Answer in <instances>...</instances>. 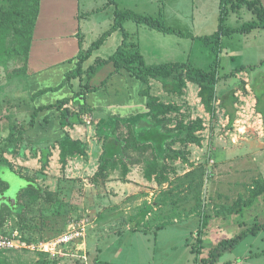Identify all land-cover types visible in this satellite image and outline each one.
<instances>
[{"label": "rangeland", "instance_id": "rangeland-1", "mask_svg": "<svg viewBox=\"0 0 264 264\" xmlns=\"http://www.w3.org/2000/svg\"><path fill=\"white\" fill-rule=\"evenodd\" d=\"M218 2L118 0L120 5L116 3L109 11L112 18L117 9L125 7L153 17L163 12L168 26L195 37L164 36L145 25L127 22L143 27L137 40L146 64L159 66L167 61L154 54H164L162 39L167 37L182 49L187 47V62L193 66L217 70L221 77L217 92L237 90L232 126L219 101L214 113L206 111L195 85L183 96L163 98L160 102L172 107L169 127L184 125V137L194 131L200 144L179 142L170 158L156 162L158 165L152 149H136L130 130L122 126L120 136L130 143L127 156L106 167L96 159L74 158L66 165L50 159L43 168L36 161L34 143L26 141L29 132L24 142L9 149V127L21 130L32 111L21 64L0 58V154L12 170L31 178L44 191L26 190L20 206L0 218L1 228L18 232L28 244L0 252V264H84L70 256L52 259L30 248L61 237L71 224L84 226L83 247L89 264H95L98 257L109 264H264V230L245 236L234 246H219L257 223L264 224V117L256 111L254 91L255 86L264 88V28L222 36L219 51L214 52V45L201 37L212 36L219 29ZM180 12L182 21L175 17ZM255 18L248 9L231 12L223 28H238ZM241 68L246 70L237 72ZM96 118L101 124L106 122L104 116ZM198 120L200 131L194 127ZM56 143L55 139L44 142L51 157ZM127 183L141 184L142 190H123ZM73 248L63 249L70 252Z\"/></svg>", "mask_w": 264, "mask_h": 264}, {"label": "crops", "instance_id": "crops-1", "mask_svg": "<svg viewBox=\"0 0 264 264\" xmlns=\"http://www.w3.org/2000/svg\"><path fill=\"white\" fill-rule=\"evenodd\" d=\"M260 2L264 7V0H260ZM116 3L118 0H41L39 19L27 63V72L24 74L29 97L27 103L32 111L34 108L45 109L55 106L61 101L70 100L65 108L80 114L83 121V124L66 125L63 128L60 123L61 112L57 109H45L38 114L36 126L33 130L28 131L26 141L34 143L33 147L38 152L37 155H34L36 161H40L41 164V150L48 148L44 142L47 143L53 139L57 143L53 156H50L49 160L60 161L59 141L65 136H69L75 141H81L87 147L86 157L81 155L68 157L67 162L74 158L75 160L82 158L86 162L96 159V161L101 162L104 153V139L99 136L101 127L109 126L118 120L129 121L131 117L148 113V102L144 91L150 90L151 96L160 100L166 96H173V94L164 91L161 82L150 79L148 83H145L133 77L126 69L116 71L113 63L99 66L90 76L86 73L82 77L67 81V76L78 69L80 54L87 53L92 45L108 32L110 34L104 44L99 49L94 50L84 62L83 71H88L99 59L109 60L123 44L125 32L131 36L133 42L139 45L146 63L143 46L137 40L139 28L143 27L130 25L127 21L124 23L123 29H113L115 17L112 18L109 11ZM218 3L220 17L221 0ZM121 5H124L123 2ZM125 9L129 8L125 7L121 11ZM202 13L203 11H200L199 15L202 16ZM179 14L175 17H179V20L182 21L184 18H182L181 12ZM169 27L173 28V26ZM173 29L183 32L178 28ZM185 34L193 35L191 33ZM164 36L178 35L164 34ZM193 36L195 37V35ZM162 41H165L164 54L160 56L159 52L155 51V56L166 59L165 63H189L187 62V47L182 49L180 43L167 39V37ZM86 85L93 91L89 92L85 99L83 96L74 98L75 93H79ZM190 85L194 84L188 83L187 88ZM230 90L223 88L218 93L224 95ZM199 91L200 88L198 87ZM255 104L257 105V100ZM97 115L106 117V122L101 124L96 118ZM94 139L97 142H94ZM122 186L123 190L128 187L142 190V185L137 183H127ZM100 259L101 257H98L95 264H109Z\"/></svg>", "mask_w": 264, "mask_h": 264}, {"label": "trees", "instance_id": "trees-1", "mask_svg": "<svg viewBox=\"0 0 264 264\" xmlns=\"http://www.w3.org/2000/svg\"><path fill=\"white\" fill-rule=\"evenodd\" d=\"M41 7V0H0V58L6 61L15 60L21 64L20 72L26 74L27 63L29 60L31 45L34 38L35 28L39 19ZM219 29L212 36H204L201 39L205 43H212L214 45V52L218 53L221 38L225 35H230L235 32L251 33L256 29L264 28V7L260 0H221L220 4ZM242 9H248L256 17L249 23L243 24L238 28L224 29L223 25L231 12H239ZM127 21H133L138 25H145L151 30L160 32L162 34H173L183 37H194L190 34H185L180 30L169 27L165 22L163 12H160L158 17L143 15L132 10H116L115 23L113 29H123V25ZM110 32L103 35L97 42H95L87 53H81L79 56L78 69L67 76V81L72 78L82 77L84 74L90 76L96 69L107 63H113L116 71L126 69L131 75L145 83L150 79L161 82L164 91L168 94L183 96L188 83L197 85L200 88L199 97L206 111L214 113L215 102L219 101L222 109L226 110L230 126H232L236 119L237 109L236 103L239 97L236 95L237 90H230L224 95L217 92L218 82L221 80L216 69L205 71L202 68L195 67L189 63H165L159 66H148L145 63L144 57L141 53L140 47L137 43L131 40V36L125 32V40L117 52L109 60H97L96 64L88 71H83V64L94 50L99 49ZM245 68L239 69L237 72L245 71ZM256 70V68L254 69ZM229 76H233L232 74ZM93 91L88 85L85 86L79 93H75V97H87L89 92ZM255 97L257 100L256 111L264 117V88L258 89L254 87ZM148 102V113L139 116L131 117L129 121H115L109 126L101 127L99 136L104 139V153L101 159L102 167H106L112 163L115 165L117 161H123L126 158V151L130 146L128 139L121 138L120 128L124 127L130 130L132 137L131 144H135L136 149H152V153L156 162H165L173 152V146L177 143H196L200 144V139L193 137V132L190 131L186 137L184 133L187 132V127L184 125L170 128V120L168 114L172 111V107L162 104L159 98L153 97L150 90L144 91ZM70 100L59 102L55 106H50L45 109L55 108L61 112L60 123L61 127L74 126L75 124H83L80 114L73 113L70 109L65 108ZM34 108L30 121L22 125L21 130L16 126L11 125L9 133V149L18 144L20 141L24 142L26 132L33 130L36 126L38 114L45 110ZM194 127L196 131L202 129L200 120L195 122ZM195 131V132H196ZM187 134V133H186ZM60 146V163L67 164L68 157L76 155L87 156V147L81 141H75L69 136H65L59 141ZM6 148V147H5ZM3 148L2 152H6ZM34 154L37 155V149H34ZM42 165L46 168L49 164V157L51 150L43 148L41 150ZM0 163L10 166L9 161L0 154ZM124 164V162H122ZM156 165H158L156 163ZM150 180V178H148ZM34 191L44 193L41 187L34 183L31 186ZM247 206L250 203H245ZM0 229H3L0 227ZM264 230V224L257 223L254 227L242 232L238 236L227 239L219 244L220 247L234 246L238 244L245 236L257 231ZM214 255L213 251L211 252Z\"/></svg>", "mask_w": 264, "mask_h": 264}, {"label": "built area", "instance_id": "built-area-1", "mask_svg": "<svg viewBox=\"0 0 264 264\" xmlns=\"http://www.w3.org/2000/svg\"><path fill=\"white\" fill-rule=\"evenodd\" d=\"M255 106H257L255 104ZM237 109V108H236ZM263 117L261 114H259ZM90 123V120H88ZM85 224V223H84ZM69 231L62 235L61 237L43 243L40 247L30 246L33 250L39 249L51 256L52 259L61 258L63 256H70L78 258L79 261L84 264H89V259L87 252L83 247L84 240V226H78L71 224L69 225ZM27 243L22 241V237L18 232L4 231L0 229V252H6L11 250H17L27 247ZM72 245L74 248L70 252H65L68 247ZM65 248L66 250L64 251Z\"/></svg>", "mask_w": 264, "mask_h": 264}, {"label": "water", "instance_id": "water-1", "mask_svg": "<svg viewBox=\"0 0 264 264\" xmlns=\"http://www.w3.org/2000/svg\"><path fill=\"white\" fill-rule=\"evenodd\" d=\"M0 179L10 185V190L4 195H0V205L3 203H10L14 206L16 204L18 192L26 188L29 182L22 179L10 169L0 171Z\"/></svg>", "mask_w": 264, "mask_h": 264}, {"label": "flooded vegetation", "instance_id": "flooded-vegetation-1", "mask_svg": "<svg viewBox=\"0 0 264 264\" xmlns=\"http://www.w3.org/2000/svg\"><path fill=\"white\" fill-rule=\"evenodd\" d=\"M7 169H10L15 174L20 176L22 179L27 180L29 182V185L26 188H23L18 192L16 204L14 206H12L10 203H3L0 205V218L4 215V213L6 211H14L16 208H18L21 204V196L23 195V193L26 190L33 189L31 186H32L33 182L36 183L31 178L23 176L20 173H17L16 171L12 170V168L9 165L0 163V171H4ZM9 190H10V185L8 183L4 182L2 179H0V195L6 194Z\"/></svg>", "mask_w": 264, "mask_h": 264}]
</instances>
